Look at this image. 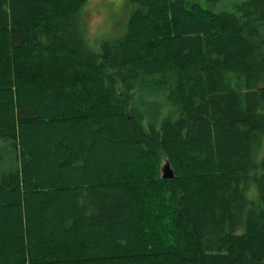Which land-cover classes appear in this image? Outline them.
Returning a JSON list of instances; mask_svg holds the SVG:
<instances>
[{
  "label": "trees",
  "instance_id": "1",
  "mask_svg": "<svg viewBox=\"0 0 264 264\" xmlns=\"http://www.w3.org/2000/svg\"><path fill=\"white\" fill-rule=\"evenodd\" d=\"M129 1L0 0V264H264V0Z\"/></svg>",
  "mask_w": 264,
  "mask_h": 264
},
{
  "label": "rangeland",
  "instance_id": "2",
  "mask_svg": "<svg viewBox=\"0 0 264 264\" xmlns=\"http://www.w3.org/2000/svg\"><path fill=\"white\" fill-rule=\"evenodd\" d=\"M197 1L216 12H232L236 4L246 0ZM131 7L129 0H86L79 11V21L86 39L95 49L103 40L115 38L124 32ZM3 145L0 140V157L3 154Z\"/></svg>",
  "mask_w": 264,
  "mask_h": 264
},
{
  "label": "water",
  "instance_id": "3",
  "mask_svg": "<svg viewBox=\"0 0 264 264\" xmlns=\"http://www.w3.org/2000/svg\"><path fill=\"white\" fill-rule=\"evenodd\" d=\"M168 160L164 161L161 166V177L162 178H172L174 176V170L170 167Z\"/></svg>",
  "mask_w": 264,
  "mask_h": 264
}]
</instances>
